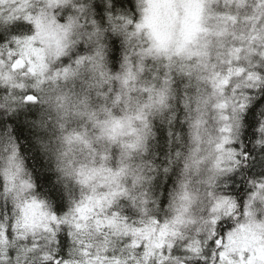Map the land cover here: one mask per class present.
<instances>
[{
	"label": "clouds",
	"instance_id": "clouds-1",
	"mask_svg": "<svg viewBox=\"0 0 264 264\" xmlns=\"http://www.w3.org/2000/svg\"><path fill=\"white\" fill-rule=\"evenodd\" d=\"M0 264H264V0H0Z\"/></svg>",
	"mask_w": 264,
	"mask_h": 264
}]
</instances>
